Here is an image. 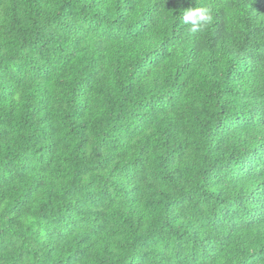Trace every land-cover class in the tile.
I'll return each mask as SVG.
<instances>
[{
	"label": "trees",
	"instance_id": "1",
	"mask_svg": "<svg viewBox=\"0 0 264 264\" xmlns=\"http://www.w3.org/2000/svg\"><path fill=\"white\" fill-rule=\"evenodd\" d=\"M0 264H264V0H0Z\"/></svg>",
	"mask_w": 264,
	"mask_h": 264
}]
</instances>
